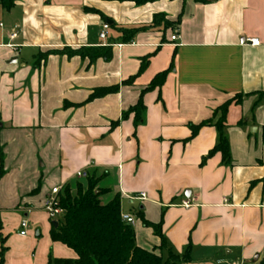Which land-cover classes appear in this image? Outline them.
Here are the masks:
<instances>
[{"label":"crops","instance_id":"0c3cea01","mask_svg":"<svg viewBox=\"0 0 264 264\" xmlns=\"http://www.w3.org/2000/svg\"><path fill=\"white\" fill-rule=\"evenodd\" d=\"M13 1L10 10L0 7V144L5 153L14 149L19 172L28 174L25 188L16 186L6 201L0 199L7 247L2 264L76 257L51 242L50 227L33 211L43 207L51 188L91 169L107 174L100 185L120 193V203L126 200L129 211L122 214L134 219L138 247L158 253L160 242L135 211L147 221L162 220L161 233L173 251L188 252L182 264L264 263V0H157L142 6ZM157 14L172 23L180 16V22L153 26ZM103 25L108 29L100 39ZM119 29L136 32L123 42ZM82 47H108L110 59L49 55L34 67L40 54ZM21 52L27 55L22 60ZM163 71L165 82L144 95L143 121L134 129L132 116L122 120V113ZM111 86L118 91L86 102L93 91ZM237 96L241 100L229 105L223 128L229 165L219 153L202 163L217 144V131L202 127L190 139L191 126ZM111 123L117 126L111 129ZM38 181L39 194L28 196ZM2 210L29 217L25 236L18 231L8 239Z\"/></svg>","mask_w":264,"mask_h":264},{"label":"trees","instance_id":"16d2710c","mask_svg":"<svg viewBox=\"0 0 264 264\" xmlns=\"http://www.w3.org/2000/svg\"><path fill=\"white\" fill-rule=\"evenodd\" d=\"M106 2H128L136 6H142L157 0H101ZM199 3H207L206 0H193ZM14 6L13 0H0V7L4 10H10ZM163 21L164 28L172 27L173 24L180 22V16L174 23L165 20L163 14H157L153 18L154 26ZM145 29L141 28V30ZM140 30V29H137ZM121 40L127 42L130 40L136 30L126 31L119 29ZM49 55H64L67 58H87L89 62L97 59L108 61L110 59V49L108 47L63 49L48 51L37 57L34 67L39 65L41 60H45ZM143 63L139 73L145 68ZM167 71L156 74L149 85L143 89L137 103L122 113V120L132 116L133 128L136 129L143 121L145 106L143 97L146 93L159 90L166 78ZM133 77L124 81L123 85H129ZM118 91V86L99 88L88 97L86 102L104 97L108 94H114ZM264 98V94H259V100ZM240 96L234 97L213 111L212 117L196 126H191L190 139L202 127H213L217 131V144L206 155L203 162L219 153L221 163L229 165L230 153L228 142L223 131L226 122V114L229 105L233 102L239 103ZM117 126L111 123V129ZM262 142L264 143V127L262 128ZM5 174L3 161V148L0 146V178ZM107 174L98 175L97 169H91L83 172L79 178L75 177L61 187L57 194V206L61 210V221H56L54 226L51 223L49 238L52 243H59L72 250L76 257L70 258H52L48 257L47 264H182L188 259V252L183 255L175 253L161 233L162 220L153 223L144 219L142 212L135 211L134 216L146 228H150L152 233L159 239L160 245L157 249L145 250L138 247L135 243L133 227L124 223L121 219L120 193L112 194L109 188L101 187V182ZM40 181L37 186L27 195L36 196L40 192ZM107 196L111 199L106 200ZM2 226L0 225V230ZM6 237L0 235V264L3 262V255L7 251L5 247ZM264 264V263H260Z\"/></svg>","mask_w":264,"mask_h":264},{"label":"rangeland","instance_id":"374dc122","mask_svg":"<svg viewBox=\"0 0 264 264\" xmlns=\"http://www.w3.org/2000/svg\"><path fill=\"white\" fill-rule=\"evenodd\" d=\"M17 56L19 57L20 60H22L27 55H26V52H21L20 54L17 53ZM0 140H1V129H0ZM0 143H1V141H0ZM0 146H1V144H0ZM13 151H14V149L12 151L8 150L6 153L3 151L4 171H5V173H7V178H4V179L0 178V199L2 202L6 201L9 198V197H7V195L11 189H13L14 187L16 188V186H17L18 188H16V189L19 190V188H21V186H24L23 185L24 177H27V174H28V169H24V171L19 172L18 163H17L18 157H16L17 155H14ZM36 165L39 167L40 163L38 162ZM23 167L26 168L25 166H23ZM15 171H17V173H15ZM105 182L109 183V182H113V180L111 178H108L105 180ZM110 186L113 187V185H110ZM101 187H103V186H101ZM24 188H25V186H24ZM105 199L109 200L111 198L106 197ZM121 206H122L121 213L129 211V209L127 207L126 200H124V199L121 200ZM133 207L135 209H137L138 204L134 203ZM33 213L36 214V217L42 223H44L48 228L51 226L52 222L61 221L60 217H55L54 219H51L48 216V214L45 212L43 207L34 210ZM1 216H3V218L5 220V233L4 234H6L8 236V239L17 234V232L19 231V225H20L21 221H23V220L26 221L28 226H30L29 225L30 222L28 221L29 217H22V213H20L19 211H11L10 212V211L2 210ZM244 264H255V263H252L250 260H248V261L244 262Z\"/></svg>","mask_w":264,"mask_h":264},{"label":"built area","instance_id":"2783aa9c","mask_svg":"<svg viewBox=\"0 0 264 264\" xmlns=\"http://www.w3.org/2000/svg\"><path fill=\"white\" fill-rule=\"evenodd\" d=\"M108 29L107 25H103L102 26V30L99 34L100 39H104L105 38V31ZM16 37V32H13L10 35V39H13ZM177 39V35L174 34L173 36H171L170 41H175ZM247 42L251 45V46H258L259 45V41L257 39H248ZM81 176V174H78L77 177L79 178ZM61 187H53L50 189L49 193L47 194L45 200H44V204H43V208L45 210V212L48 214V216L51 219H54L55 217H59L61 215V210L59 209V207L57 206V194L59 193ZM140 199H145V195L141 194L140 195ZM184 207H188V203H183ZM121 219L124 223L133 226L134 225V219L126 214H122L121 215ZM29 226L26 223V221H21L20 225H19V235L20 236H25L27 234V230H28Z\"/></svg>","mask_w":264,"mask_h":264},{"label":"water","instance_id":"95a60500","mask_svg":"<svg viewBox=\"0 0 264 264\" xmlns=\"http://www.w3.org/2000/svg\"><path fill=\"white\" fill-rule=\"evenodd\" d=\"M206 1H209V0H206ZM16 61H17V59H12V61H10L11 63H16ZM254 130V129H253ZM253 130H252V132H253ZM52 224L55 226L56 225V222H52ZM256 259H257V257H255L254 259H253V262H255L256 261Z\"/></svg>","mask_w":264,"mask_h":264}]
</instances>
